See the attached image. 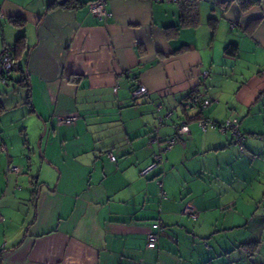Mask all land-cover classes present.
Segmentation results:
<instances>
[{
    "label": "crops",
    "instance_id": "1",
    "mask_svg": "<svg viewBox=\"0 0 264 264\" xmlns=\"http://www.w3.org/2000/svg\"><path fill=\"white\" fill-rule=\"evenodd\" d=\"M58 1L0 0V50L19 64L0 73L3 264H264V0H191L194 23L179 1L106 0L103 17ZM201 113L237 117L243 149Z\"/></svg>",
    "mask_w": 264,
    "mask_h": 264
},
{
    "label": "built area",
    "instance_id": "2",
    "mask_svg": "<svg viewBox=\"0 0 264 264\" xmlns=\"http://www.w3.org/2000/svg\"><path fill=\"white\" fill-rule=\"evenodd\" d=\"M155 1L171 2L175 0H155ZM105 4H106V0H93L88 3L89 12L92 15H95L98 17L106 16L107 12L105 8ZM14 63L15 62L11 55L10 49L8 47L3 48L0 51V72L8 74L14 69ZM207 74L208 72H204L203 73L204 77L207 76ZM146 93H147V89L144 85H138L131 91V95L134 99L145 98ZM188 100L192 105L197 106L200 112L204 111L210 105L209 99L202 98L200 94L196 92H192L189 95ZM161 107H162L161 104H156L155 106V109L157 112V120L159 124L162 123L163 121L162 120L163 117L160 114ZM78 117L79 115L77 114V112H72V113H69L63 116H59L58 123L71 124V123H74ZM238 123L239 121L237 117L226 119L224 122H214L211 119H209L206 115H204L203 113H201L199 117L196 119V124L203 131H206L209 127H214V128H217L218 131L222 133H226V132L230 133L232 142L236 144L240 148V150H242L244 146L243 144L244 137H243L242 132L239 129ZM188 131H189L188 124L185 121H180L175 127L174 134L171 137L166 138L163 141V146L158 151L154 152L151 163L146 168L142 169L140 171V174L145 175L152 169L156 168L159 164H161L163 161V153L167 150H170L176 143L178 137L187 133ZM154 138H156L154 140L159 141L158 136H154ZM107 156L110 158V160L112 161L115 160L114 156L110 152H108ZM19 171L20 170L17 165L11 164V165H8L3 170V173L5 174L11 173V172L18 173ZM158 185L161 187L160 181H158ZM161 193L163 194L162 190H161ZM182 212L193 218L196 217V213L188 205L182 209ZM163 228H164L163 224L159 221L152 223V230L147 233V238H146L147 247L149 248L156 247L159 232L163 230ZM0 264H3L1 253H0Z\"/></svg>",
    "mask_w": 264,
    "mask_h": 264
},
{
    "label": "trees",
    "instance_id": "3",
    "mask_svg": "<svg viewBox=\"0 0 264 264\" xmlns=\"http://www.w3.org/2000/svg\"><path fill=\"white\" fill-rule=\"evenodd\" d=\"M93 1V0H92ZM175 1H179V3H180V7H181V19H182V21H184V22H186V23H194V22H196L197 21V12H196V8H195V3L194 2H191V0H175ZM256 2V0H238V3L240 4V7L242 8V9H245V8H247V7H249V6H251L252 4H254ZM17 21V20H16ZM18 23L19 24H22V21H18ZM25 36H20L18 39H17V41H16V44H15V49H18L22 44H23V38H24ZM9 48L10 49V51H11V55H12V48H10L9 46H4L3 48ZM2 48V49H3ZM1 49V50H2ZM0 50V51H1ZM12 57H13V55H12ZM14 59V69L16 68V67H18L19 68V64L17 63V61H16V58L14 57L13 58ZM13 69V70H14ZM12 70V71H13ZM0 73H2V75H3V77L5 76V75H8V74H10V72L8 73V74H5V73H3V72H0ZM5 80V79H4ZM199 117V116H198Z\"/></svg>",
    "mask_w": 264,
    "mask_h": 264
},
{
    "label": "water",
    "instance_id": "4",
    "mask_svg": "<svg viewBox=\"0 0 264 264\" xmlns=\"http://www.w3.org/2000/svg\"><path fill=\"white\" fill-rule=\"evenodd\" d=\"M65 1H66V0H59L58 3H59V4H62V3H64Z\"/></svg>",
    "mask_w": 264,
    "mask_h": 264
},
{
    "label": "rangeland",
    "instance_id": "5",
    "mask_svg": "<svg viewBox=\"0 0 264 264\" xmlns=\"http://www.w3.org/2000/svg\"><path fill=\"white\" fill-rule=\"evenodd\" d=\"M38 147V145H36Z\"/></svg>",
    "mask_w": 264,
    "mask_h": 264
}]
</instances>
